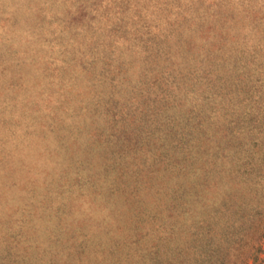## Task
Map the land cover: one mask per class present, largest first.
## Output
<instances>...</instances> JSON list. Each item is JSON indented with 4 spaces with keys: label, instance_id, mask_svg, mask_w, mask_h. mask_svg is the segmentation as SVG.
Returning <instances> with one entry per match:
<instances>
[{
    "label": "rangeland",
    "instance_id": "374dc122",
    "mask_svg": "<svg viewBox=\"0 0 264 264\" xmlns=\"http://www.w3.org/2000/svg\"><path fill=\"white\" fill-rule=\"evenodd\" d=\"M0 264H264V0H0Z\"/></svg>",
    "mask_w": 264,
    "mask_h": 264
}]
</instances>
